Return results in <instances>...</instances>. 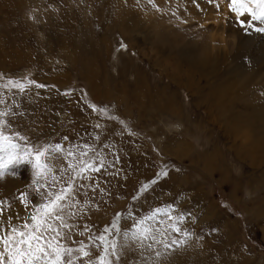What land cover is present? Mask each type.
<instances>
[{"label": "rangeland", "instance_id": "rangeland-1", "mask_svg": "<svg viewBox=\"0 0 264 264\" xmlns=\"http://www.w3.org/2000/svg\"><path fill=\"white\" fill-rule=\"evenodd\" d=\"M207 1L0 0V130L21 156L62 146L50 161L56 180L40 181L44 193L73 185L66 211L75 215L59 228L71 239L60 236V244L82 242L104 255L103 234L117 244L113 264H264V20L238 15L231 0H211L237 36L226 45ZM198 6L207 21L188 17ZM206 48L210 69L193 58ZM238 116L244 120L232 131ZM6 159L0 152V163ZM86 164L101 170L77 175ZM3 172L0 236L27 231L43 202L30 163ZM153 213L149 237L126 241L123 232Z\"/></svg>", "mask_w": 264, "mask_h": 264}, {"label": "snow or ice", "instance_id": "snow-or-ice-1", "mask_svg": "<svg viewBox=\"0 0 264 264\" xmlns=\"http://www.w3.org/2000/svg\"><path fill=\"white\" fill-rule=\"evenodd\" d=\"M149 2L151 3L152 0H149ZM229 7L238 15L250 13L252 20H264V0H231ZM258 30L264 32V28ZM9 83L20 91H25L26 86L24 84L12 81H9ZM28 83L35 84V81H28ZM36 87L43 88L45 85L36 84ZM92 107L95 108L94 105ZM0 115H6V113H0ZM19 148L20 146L9 135H5L0 130V152H4L7 156V159L0 163V176H3V169H6L10 164L19 163L22 159L30 163L35 170L36 179L33 180L35 195L40 197L43 202L37 205L34 213L31 215V223L25 222L23 227L27 231L12 227L8 234L0 236V243L3 244V251H0V264H74V261L79 259V257L87 258L88 264H94L93 257H95L96 264H113V260L109 259V256H114L116 260H119L120 257L116 256V242H107L103 234L98 239L106 244V247L103 249L104 255L94 253L92 249L82 242L77 249L60 244L58 239L60 236L71 239L69 232L61 233L59 228H69L70 225L65 219V215L69 217L75 215L74 212L66 211L71 207L67 201L69 194L73 191V185L68 183L66 187L61 188L59 191L44 193L41 191L44 185H41L40 181L41 179L47 180L49 176H51L52 181L56 180V177L51 175L53 173V166L50 161L54 160L61 153L62 146L56 144L54 146L44 145L35 149L29 147L23 150L22 156L18 153ZM68 155L71 156L72 153L69 152ZM89 169L95 172L101 170L93 164H86L80 168L77 175ZM163 175L166 176L167 172L165 171ZM152 183H155V181H152ZM148 187V184L143 185L141 191H146ZM26 199L27 194L22 193L21 201L26 202ZM2 204L3 202H0V215H3L4 212ZM160 211V209H156V213ZM154 216L155 213L134 223L133 227L135 231L131 234L124 231L125 240L136 242L147 239L152 229L150 226H147L146 222L153 219ZM119 219L120 214H117L116 219L112 222L111 229L117 228ZM178 219L183 220L184 217L181 216ZM172 228L176 232L181 231L175 224L172 225ZM108 231L110 229L106 228L105 232ZM45 234L48 235L47 239L45 238ZM151 238L153 241L156 240L155 235H152ZM172 243L175 244L176 241ZM171 246V244H165V247ZM109 249H111V252H109ZM125 250L127 251L128 249L126 248ZM74 253H78L79 256L74 255ZM159 255L160 253L157 252V256Z\"/></svg>", "mask_w": 264, "mask_h": 264}, {"label": "bare ground", "instance_id": "bare-ground-1", "mask_svg": "<svg viewBox=\"0 0 264 264\" xmlns=\"http://www.w3.org/2000/svg\"><path fill=\"white\" fill-rule=\"evenodd\" d=\"M207 1V0H206ZM203 2H205V1H203ZM205 4V3H204ZM208 5H210V6H208ZM204 7H206V8H208V12H209V14L207 15V16H209V20H211V19H214L215 20V24H214V27H216L218 30H220V37H221V39H222V42L224 43V44H233V45H235L236 44V35H234L233 34V32L231 31L232 30V28H231V25H230V22L227 20V11H224L223 13H216L215 15L213 14L214 13V10H218L219 11V9H217V8H215V6L214 5H211V2H208L207 1V3L205 4V6ZM202 8V7H201ZM125 9V8H124ZM202 9H200V7L198 6V8H196V7H190V9H189V18L190 19H192V20H194V19H196V20H198V22H201V21H207V19L206 20H204V19H202L201 17H202V15H203V11H201ZM205 10V9H204ZM216 12V11H215ZM146 13H148L147 15L149 16V17H152V16H154V15H156L157 16V20H163L162 18H160V17H158V15H159V12L158 11H155V10H152V9H149ZM145 13V14H146ZM129 17H131V16H129ZM134 17V16H133ZM168 18V17H167ZM205 18H207V17H205ZM229 22V23H228ZM171 23H168V25H170ZM171 29V31L173 30H176V27L175 28H170ZM214 31V30H213ZM231 32V33H229V35H227L226 34V32ZM127 35V34H126ZM246 43V42H245ZM194 44H195V42H194ZM259 47V46H258ZM226 49V48H225ZM243 50H244V48H243ZM181 51V50H180ZM208 51H209V48H206V50H205V53H202V54H197V55H195L194 57H193V55H192V57L194 58V60H195V62H198V65H200V66H202V67H204V68H209V67H211L212 66V61H211V58L208 56ZM196 52V51H195ZM200 53V52H199ZM183 54V53H182ZM228 55V54H227ZM192 62V61H191ZM195 64V63H194ZM214 68V67H213ZM236 68V67H235ZM210 69V68H209ZM250 75V74H249ZM225 88L227 89V90H229V88H227L226 86H225ZM225 91V90H224ZM227 92V91H226ZM217 93L219 94L218 96L220 97V98H222V97H225V96H223L224 94H225V92H223L222 91V89L221 90H218L217 91ZM217 96V95H216ZM211 102V101H210ZM213 104V103H212ZM262 108H264V106L262 107ZM244 113V112H243ZM262 114H263V112H262ZM262 115H260V117H261ZM260 117H258V115H256V118L258 119V118H260ZM264 117V116H263ZM261 119V118H260ZM264 119V118H263ZM243 120H244V118L242 117V116H238V117H236V118H234L233 119V121H232V129H230V130H232V131H239V127H240V125L242 124V122H243ZM263 122H264V120H262ZM241 131V130H240ZM14 183H12L11 185L13 186V187H16V186H18V184L15 182V184L13 185ZM10 187V186H9ZM12 187V188H13Z\"/></svg>", "mask_w": 264, "mask_h": 264}]
</instances>
